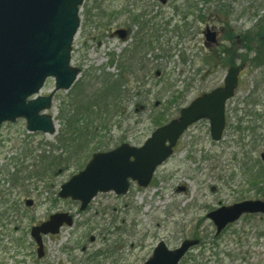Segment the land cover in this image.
Returning a JSON list of instances; mask_svg holds the SVG:
<instances>
[{
	"label": "rangeland",
	"instance_id": "374dc122",
	"mask_svg": "<svg viewBox=\"0 0 264 264\" xmlns=\"http://www.w3.org/2000/svg\"><path fill=\"white\" fill-rule=\"evenodd\" d=\"M188 3L195 8L182 20L180 13L186 11ZM227 3L237 36L264 16V0ZM208 7L203 0H85L71 61L81 73L70 89L55 92L48 111L55 119L56 133L31 132L24 118L5 122L0 129V264H143L161 240L175 249L195 234L201 242L180 264H264V236L259 237L264 232L263 214H246L219 235L206 216L223 205L264 200L259 193L261 181L251 179L263 164L264 139L251 142L250 134L241 140L236 130L239 119L249 121L247 113L256 97L259 113L253 116L254 126L260 133L264 131V67L247 66L242 73L236 95L227 104L230 125L220 141L212 140L210 122L202 119L183 134L149 186L131 181L126 194L99 192L85 210L80 209V201L59 197L62 184L82 170L94 152L108 151L124 142L144 144L157 127L154 118L178 92L183 97L172 104L167 121L178 116L180 108L197 95L223 84L228 67L210 68L200 61L204 52H209L204 37L207 26L219 30L220 44L213 47L215 52L230 43L220 32L222 22L214 21L211 14H205L206 21L200 17L198 23L195 20L200 10L206 13ZM130 13L144 14L148 19L157 16L158 20L174 17L170 29L173 25L181 28L184 21L189 29H184L180 38L160 31L164 36L159 42L142 52L140 64L145 67L140 69L138 63L126 72L121 114L109 119L108 130L102 134L104 145L84 154L83 144H79L68 161L66 143L60 140L65 117L82 95L91 96L102 85L105 73L114 77L123 73L120 63L130 54L139 30L130 21ZM118 28L128 31L126 39L115 33ZM242 44H229L231 52L251 58L253 52ZM54 89L55 79L49 78L40 94L49 95ZM57 157L63 160L59 165L52 163ZM40 169L45 172L42 177L37 175ZM27 199L34 204L27 206ZM55 212L69 213L73 224L64 225L57 234L45 235V255L39 257L31 227Z\"/></svg>",
	"mask_w": 264,
	"mask_h": 264
},
{
	"label": "water",
	"instance_id": "95a60500",
	"mask_svg": "<svg viewBox=\"0 0 264 264\" xmlns=\"http://www.w3.org/2000/svg\"><path fill=\"white\" fill-rule=\"evenodd\" d=\"M85 0H0V128L5 122L25 118L29 131L56 133L52 114L53 97L68 90L81 69L71 65L73 42L80 27V9ZM166 2V0H162ZM125 37V31L119 30ZM207 43H217V31L207 27ZM244 64L229 68L224 84L194 98L179 116L156 128L143 145L122 143L108 151L93 153L86 166L61 186L59 196L81 202L85 210L99 192L126 194L130 182L147 187L158 166L171 155L181 136L201 119L210 120L211 137L218 141L226 127V105L235 95ZM55 79L49 95L39 92L48 78ZM264 162V151L261 153ZM31 206L33 201L26 200ZM264 214V200L246 199L223 205L207 214L221 233L244 214ZM73 217L57 212L31 228L38 254H45L43 235L57 234ZM199 239H185L171 249L160 241L143 264H179Z\"/></svg>",
	"mask_w": 264,
	"mask_h": 264
},
{
	"label": "trees",
	"instance_id": "16d2710c",
	"mask_svg": "<svg viewBox=\"0 0 264 264\" xmlns=\"http://www.w3.org/2000/svg\"><path fill=\"white\" fill-rule=\"evenodd\" d=\"M134 1L142 2L144 0ZM203 1L205 3H209L208 12L202 13L200 10L195 19L197 23L199 22V17L203 19L202 21H206L205 14H211L214 21L218 20L222 22L224 29V39L229 41V44H232L233 42H241L243 43L242 45L245 49L253 52L254 55L251 58L243 55L242 60L248 63V66L251 67H264V16L254 27L237 36L235 31L232 30V25L230 24L229 16L232 14V11L227 3V0H215L214 3H212L211 0ZM179 7L182 8L183 5ZM176 8L177 6L175 9ZM194 8V5L191 6L188 3L186 6V11L180 13L182 14V20L188 18L192 12V9ZM102 12H106V10L104 9ZM130 15V21L133 23V25H138L139 30L134 36V46L131 49L130 54L126 55L127 58L125 57L120 63L123 73L116 77L110 73H105L101 81L102 85L97 88L91 96L86 93L82 95V97H80L77 102L73 104L72 110L65 117V124L63 130L61 131L62 136L60 140L66 143L64 146L69 152L68 161L71 159L70 153L72 154L77 149L79 150L78 146L81 144H83L84 147L82 149L85 151H83L84 154L87 150L93 148L97 149L98 147L104 145V142H102V134L108 130L107 125L109 124V119H112L117 113L121 114V110L119 108L120 101L125 96L124 88L128 83V80L125 76L126 72L132 71L138 63L140 64L144 57V53L142 54V52H144L148 47H152L155 42H159L160 38L164 36L160 33V31L165 33L173 32L174 37L180 38L184 35L182 33L184 29H189L188 23L186 21H184L182 25L183 29L182 27L180 28L176 25H173L172 29H170L174 17L170 20H165L164 18L158 20L157 16L150 17L148 19L144 16V14L136 15L130 13ZM103 16L107 15L104 14ZM171 41L172 38L168 39L165 44L168 45L171 43ZM229 44L222 45V47L216 52H204L203 56L200 58V61L202 64H204V66H210V68L234 64L235 60L229 51ZM183 60H187L184 55ZM139 67L142 69L145 66L140 64ZM178 93L179 95H176L167 101L165 110L154 118L153 122L157 125V127L167 122V112L170 110L172 104L178 102L179 96L183 97V93ZM255 94L256 92L254 95ZM256 99L257 98L255 97V99L250 103L252 106L250 111L247 113L249 121L244 120V118H241L238 121L236 130H239L241 140H247L250 134L252 136L251 142L261 140L260 138L264 139V131L260 133L259 129L254 126L255 118L253 116H257L259 113L257 112L258 102ZM245 123H247V125H244ZM228 125H230L229 120ZM235 127L236 126H234V128ZM92 144H95V146L90 147ZM41 160L45 161L44 158ZM62 161L63 160L61 157H57L52 161V163H57L59 165L62 163ZM260 163L261 161L258 160V164ZM47 165L48 164H46V166ZM44 173L45 172L40 169L37 175L42 177ZM251 179L258 182L261 181L260 183L262 185L259 187V193L264 195V166L262 163L258 167L257 174L252 175ZM250 216L252 217L255 215ZM261 236H264V232L260 233L259 237ZM194 237H198V234H195Z\"/></svg>",
	"mask_w": 264,
	"mask_h": 264
},
{
	"label": "flooded vegetation",
	"instance_id": "af4514ba",
	"mask_svg": "<svg viewBox=\"0 0 264 264\" xmlns=\"http://www.w3.org/2000/svg\"><path fill=\"white\" fill-rule=\"evenodd\" d=\"M118 29H120V28H118ZM117 29V30H118ZM115 31V33L120 37V35H119V33H118V31ZM217 35H218V41H217V43H214V44H208L207 46L209 47V52H215V49L216 48H213V47H218V45L220 44V36H219V30H217ZM220 32H221V34H223L224 33V29L223 28H221V30H220ZM127 35H128V31L126 30V33H125V38H127ZM121 38V37H120ZM238 43H240V42H237V45H238ZM229 51H230V53H231V55L234 57V64H232V65H240V64H242V63H245L243 60H242V55L241 54H237V52L236 51H234V52H231V47H230V49H229ZM231 66V64L230 65H228V66H223V67H230ZM248 66V64H245V69H246V67ZM244 69V70H245ZM244 70L241 72V74H240V78H239V84H241V77H242V73L244 72ZM33 204H34V201H33ZM32 204V205H33ZM50 216V215H49ZM40 223V222H39ZM38 224V223H37ZM39 255V254H38ZM45 255V254H44ZM43 255V256H44Z\"/></svg>",
	"mask_w": 264,
	"mask_h": 264
}]
</instances>
